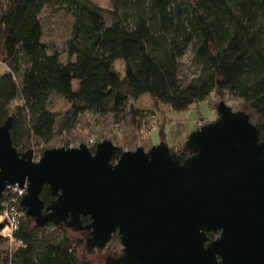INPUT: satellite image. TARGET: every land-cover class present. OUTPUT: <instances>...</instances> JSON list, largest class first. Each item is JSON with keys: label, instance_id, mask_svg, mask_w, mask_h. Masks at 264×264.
<instances>
[{"label": "trees", "instance_id": "1", "mask_svg": "<svg viewBox=\"0 0 264 264\" xmlns=\"http://www.w3.org/2000/svg\"><path fill=\"white\" fill-rule=\"evenodd\" d=\"M45 10L74 19L63 51L43 41ZM188 55L189 75L181 65ZM0 61L7 68L0 76V125L12 120V142L20 153L30 149L41 157L85 144L81 131L89 129L117 146L116 162L139 148L138 132L155 117L133 106L145 95L170 113L204 101L217 112L218 102H231L249 115L264 141V0H112L109 9L92 0H0ZM54 97L67 109L54 111ZM165 128L160 137L168 141ZM186 143L172 151L182 161L191 156ZM41 200H54L49 187ZM21 202L8 191L2 198L0 211L15 208L22 216L14 234L21 246L10 250L0 237V264L94 263L79 257L88 232L39 227ZM90 222L83 218L84 226ZM121 247L116 233L104 250L86 249L89 256L117 258Z\"/></svg>", "mask_w": 264, "mask_h": 264}, {"label": "water", "instance_id": "2", "mask_svg": "<svg viewBox=\"0 0 264 264\" xmlns=\"http://www.w3.org/2000/svg\"><path fill=\"white\" fill-rule=\"evenodd\" d=\"M217 112L190 135L185 161L161 143L114 162L110 141L94 152L86 144L47 150L35 161L33 150L14 147L10 119L0 125V206L10 187H26L21 205L37 226L86 231L90 251L117 233L122 254L105 264H264V141L248 114L225 103Z\"/></svg>", "mask_w": 264, "mask_h": 264}, {"label": "rangeland", "instance_id": "3", "mask_svg": "<svg viewBox=\"0 0 264 264\" xmlns=\"http://www.w3.org/2000/svg\"><path fill=\"white\" fill-rule=\"evenodd\" d=\"M92 1L102 8L109 9L111 7L112 0ZM42 23L44 29L43 41L51 45L53 48H56L59 51H63L65 49L67 41L72 36L74 19L63 11L45 10L42 14ZM190 61V55L186 56L181 61L182 71L188 75L191 74V70H193L190 68ZM116 68L118 71L123 72V62H118L116 64ZM6 69V66L3 64V62L0 61V76L6 71ZM74 89H78V82H74ZM220 102L225 103L227 106L231 107L235 112L241 111L236 104H233L231 102L227 103V101ZM220 102H218V104H220ZM51 103L53 105L54 111L58 112L67 109V105L65 104V102L59 99L58 97H54ZM133 106L139 111L148 113L153 112L155 116L153 118H150V123L146 128H143L140 132H138V136L140 138L138 141L139 148L143 147L147 152L153 146H157L161 143H166L169 146L171 152L176 148L175 144L179 145L181 143L184 147L185 143L189 140L190 137L187 134V130L189 131V133H193L199 128L215 122L218 118V113L216 112V110L212 109L210 101H204L199 104H196L188 111L180 113H170L167 108L156 107L152 98L149 95H145L138 102L133 103ZM165 126L168 141L167 139L161 140L160 137V128L164 129ZM81 134H83V143H85L86 145L87 142L90 144L91 138L98 140L97 135H94L89 129H84L83 132L81 131ZM119 134L122 135V133ZM99 142H104V140L101 139ZM80 145L82 144H80L79 142L76 143L75 146H70V148H78ZM7 209L8 207H5L3 211H0V216L3 217V219L0 218V224L6 225L5 222H9L10 216H5V212L8 211ZM69 234L71 236H75L74 232H70ZM0 237L6 239L7 247L10 250L14 249L13 247H16L14 242L12 243V241H10L6 235L3 234ZM86 240L87 237L85 238V242ZM112 249L115 251L117 250V247L113 246L111 247V251ZM79 257L81 259H89L94 262L93 264H105L106 259L109 258L106 254L105 256L103 255L100 258L97 255L89 256L86 246L79 250Z\"/></svg>", "mask_w": 264, "mask_h": 264}, {"label": "built area", "instance_id": "4", "mask_svg": "<svg viewBox=\"0 0 264 264\" xmlns=\"http://www.w3.org/2000/svg\"><path fill=\"white\" fill-rule=\"evenodd\" d=\"M90 140H91L90 144L93 146L97 145V143L99 142L97 139H93V138H91ZM7 191L12 192L13 194L17 195L20 198V201H22L27 194V188L26 187L25 188H20L19 186L10 187ZM15 203L16 202H14V204ZM7 210L8 211L5 212V216H7V215L10 216L9 222L8 221L5 222L6 223L5 228H4V230L0 231V236H2L3 234L6 235L7 238L10 241H12V243L14 242L16 247H19V246H21V243L15 241L14 234L18 230L19 220L21 219L22 214L18 210H16L15 208H8ZM0 218L3 219V217H1V216H0Z\"/></svg>", "mask_w": 264, "mask_h": 264}, {"label": "bare ground", "instance_id": "5", "mask_svg": "<svg viewBox=\"0 0 264 264\" xmlns=\"http://www.w3.org/2000/svg\"><path fill=\"white\" fill-rule=\"evenodd\" d=\"M98 141H99V140H98ZM98 144H100V142H98L97 145H98ZM97 145H95V148H96ZM92 146H93V145H92ZM34 158H35V161H38L41 157H40V156H39V157H36V155L34 154Z\"/></svg>", "mask_w": 264, "mask_h": 264}]
</instances>
